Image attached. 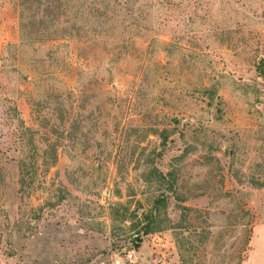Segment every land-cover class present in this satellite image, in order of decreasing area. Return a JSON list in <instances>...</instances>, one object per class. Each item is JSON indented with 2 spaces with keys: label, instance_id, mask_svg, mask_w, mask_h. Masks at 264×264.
<instances>
[{
  "label": "rangeland",
  "instance_id": "1",
  "mask_svg": "<svg viewBox=\"0 0 264 264\" xmlns=\"http://www.w3.org/2000/svg\"><path fill=\"white\" fill-rule=\"evenodd\" d=\"M72 1L0 0V259L264 264V0Z\"/></svg>",
  "mask_w": 264,
  "mask_h": 264
},
{
  "label": "trees",
  "instance_id": "2",
  "mask_svg": "<svg viewBox=\"0 0 264 264\" xmlns=\"http://www.w3.org/2000/svg\"><path fill=\"white\" fill-rule=\"evenodd\" d=\"M72 0H21V30L22 37L27 36L29 27L33 23L39 24L37 29L41 41H53L60 38H65L70 35H79L82 27L84 28L87 20L83 26H77L74 20L78 18L73 17V9L77 6H72ZM36 13V14H32ZM72 21V24L70 25ZM81 25V24H79ZM165 204V200L157 198L155 207L158 209Z\"/></svg>",
  "mask_w": 264,
  "mask_h": 264
},
{
  "label": "built area",
  "instance_id": "3",
  "mask_svg": "<svg viewBox=\"0 0 264 264\" xmlns=\"http://www.w3.org/2000/svg\"><path fill=\"white\" fill-rule=\"evenodd\" d=\"M139 253L135 249L126 250L124 253H113L109 258L102 259L95 264H140ZM154 264H163L162 260L156 262L153 260Z\"/></svg>",
  "mask_w": 264,
  "mask_h": 264
},
{
  "label": "crops",
  "instance_id": "4",
  "mask_svg": "<svg viewBox=\"0 0 264 264\" xmlns=\"http://www.w3.org/2000/svg\"><path fill=\"white\" fill-rule=\"evenodd\" d=\"M0 264H16L15 262L13 261H7V260H3V259H0Z\"/></svg>",
  "mask_w": 264,
  "mask_h": 264
}]
</instances>
